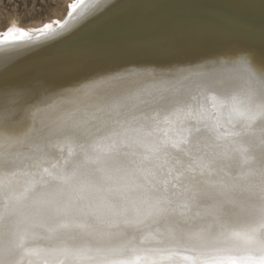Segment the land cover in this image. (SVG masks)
Instances as JSON below:
<instances>
[{
    "label": "snow or ice",
    "instance_id": "6c2138e0",
    "mask_svg": "<svg viewBox=\"0 0 264 264\" xmlns=\"http://www.w3.org/2000/svg\"><path fill=\"white\" fill-rule=\"evenodd\" d=\"M41 8L0 48V264H264V0Z\"/></svg>",
    "mask_w": 264,
    "mask_h": 264
},
{
    "label": "rangeland",
    "instance_id": "374dc122",
    "mask_svg": "<svg viewBox=\"0 0 264 264\" xmlns=\"http://www.w3.org/2000/svg\"><path fill=\"white\" fill-rule=\"evenodd\" d=\"M73 2L74 0H66L69 5ZM46 3L47 0H0V35L11 30L41 28L47 22L61 19L63 13L48 18L46 11L41 8V4ZM5 28L8 30L5 31Z\"/></svg>",
    "mask_w": 264,
    "mask_h": 264
},
{
    "label": "bare ground",
    "instance_id": "6f19581e",
    "mask_svg": "<svg viewBox=\"0 0 264 264\" xmlns=\"http://www.w3.org/2000/svg\"><path fill=\"white\" fill-rule=\"evenodd\" d=\"M73 3H78V0H74ZM48 24H52L53 27L56 26V22H47L46 26L38 28H32L31 30H27V29H18V30H11L9 33L6 34H2L0 35V48H3L4 46L8 45L9 42L12 41H20V40H31V41H35L37 35H43L44 33L47 32L48 28L47 25ZM13 47H22L23 45H12ZM44 55H50L51 54V49L45 50V52L43 53ZM225 62L226 63H230V59L225 58ZM24 63H31V61L28 62H24ZM23 68L22 66H17V68L15 69L16 72L20 73L22 72ZM32 247L34 249H40L42 247H44V241L40 240L39 238H37L34 242ZM179 257L181 259L176 260L175 264H190V260H191V254L190 253H179L178 254ZM187 257L188 260H184L183 258ZM37 262L39 264V258L37 257Z\"/></svg>",
    "mask_w": 264,
    "mask_h": 264
}]
</instances>
